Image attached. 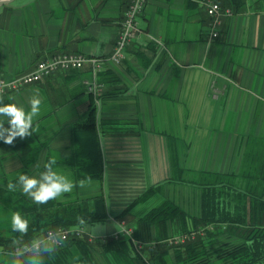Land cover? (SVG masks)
Wrapping results in <instances>:
<instances>
[{
	"label": "crops",
	"instance_id": "0c3cea01",
	"mask_svg": "<svg viewBox=\"0 0 264 264\" xmlns=\"http://www.w3.org/2000/svg\"><path fill=\"white\" fill-rule=\"evenodd\" d=\"M214 1L231 12L222 15L218 36L211 38V18L199 0H147L119 62L110 56L130 0L0 4V79L27 73L38 60L58 53L105 59L94 102L102 178L80 179L83 187L77 184L56 199L103 195L108 218L85 227L94 236L112 235L122 220L137 228L138 218L165 200L192 215L201 213L198 186L166 181L173 175L170 139L185 179L218 173L234 185H223L225 191L248 194L246 204L252 195L264 197V0ZM91 76V65L85 64L0 95L4 104L25 111L35 90L42 96L34 133L15 138L13 146L0 140V193L20 174L43 171L53 156L54 168L80 181L68 161L71 126L91 101L84 84ZM8 119L0 116L4 128ZM0 203L9 213L7 200ZM0 217L5 218L1 210ZM172 225L166 221L167 234H173ZM9 250L0 247V255ZM93 255L98 264H117L109 253L93 250Z\"/></svg>",
	"mask_w": 264,
	"mask_h": 264
},
{
	"label": "trees",
	"instance_id": "16d2710c",
	"mask_svg": "<svg viewBox=\"0 0 264 264\" xmlns=\"http://www.w3.org/2000/svg\"><path fill=\"white\" fill-rule=\"evenodd\" d=\"M94 102L92 96L84 116L71 126L72 154L68 161L77 180L90 178L99 181L102 178L103 160ZM170 140L173 175L166 181L190 183L201 189L199 215L187 213L165 200L138 218L140 226L134 228L133 235L145 243L143 248H136L125 235L118 238L107 235L93 241L86 237H71L52 255L45 256L44 264H98L93 250L109 253L117 264H264V197L249 195L246 204L248 194L236 188L231 193L225 191L223 185H234L223 180L218 173L202 171L198 177L185 179L173 148L174 141ZM161 185L160 182L148 187L140 198ZM4 198L10 214L0 217V247L5 249H11L13 240L19 238V234L11 229L13 212H20L29 221L28 234L23 237L25 242L43 236L49 227L80 226L78 218H83L86 226L103 223L108 218L106 201L101 194L36 204L20 190H7L0 193V201ZM0 210L4 211V208L0 206ZM124 214L121 212L119 216ZM167 220L173 224V234L191 229L202 233L188 241L171 244L167 241L170 236L167 234ZM218 236L225 240L214 248L212 245Z\"/></svg>",
	"mask_w": 264,
	"mask_h": 264
},
{
	"label": "clouds",
	"instance_id": "9594fccd",
	"mask_svg": "<svg viewBox=\"0 0 264 264\" xmlns=\"http://www.w3.org/2000/svg\"><path fill=\"white\" fill-rule=\"evenodd\" d=\"M28 103L30 110L25 111L23 106L15 103L4 104L0 100V116L9 118L8 128H4V122L0 121V140L4 144L13 146L15 138H28L36 130L33 127V121L39 115L42 104L39 90L33 92ZM56 164L57 158L50 157L44 163L43 171L37 175L20 174L16 183L9 181L8 190L15 191L19 187L22 193L31 198L34 203L46 204L50 200H56L65 193L71 192L77 184L80 187L84 186V180L73 182L67 175L54 168ZM78 223L86 227V221L83 218H78ZM11 229L19 234V238L13 240L12 248L6 255H0V264H44L45 256L52 255L65 242L63 232L54 230H49L46 235L25 242L23 237L28 234L29 221L20 212L11 214Z\"/></svg>",
	"mask_w": 264,
	"mask_h": 264
},
{
	"label": "built area",
	"instance_id": "2783aa9c",
	"mask_svg": "<svg viewBox=\"0 0 264 264\" xmlns=\"http://www.w3.org/2000/svg\"><path fill=\"white\" fill-rule=\"evenodd\" d=\"M147 0H130V3L124 13V17L121 21L120 31L118 33L113 52L110 59L114 62H119L123 56V50L131 40L135 37L137 27V16L143 10ZM205 8L207 14L210 16V37L215 38L218 36V26L221 24L222 15L230 14V9L222 8L219 3L214 0H199ZM105 63L104 58L87 56L82 53L66 52L58 53L44 59L38 60L34 68L22 75L12 78L0 79V95L6 94L11 89H17L22 86L41 82L46 77L51 75L57 70H71L81 69L85 64L91 65L92 76L90 79H85L84 84L88 92L92 93L94 97L100 95L102 90V83L97 79V73L103 69ZM119 229L114 232L112 236L118 238L119 235H125L131 239L135 247L141 249L145 243L134 237V227H130L123 220L118 221ZM49 230L63 232L65 236V242L71 237H86L88 241H93L97 236L89 232L85 227H65L56 226L46 229L44 235ZM198 233H202L201 230L191 229L189 232L177 233L170 235L167 241L171 244L188 241L194 238ZM104 239V237H101ZM64 242V243H65ZM154 243V242H152ZM64 245V244H63Z\"/></svg>",
	"mask_w": 264,
	"mask_h": 264
},
{
	"label": "rangeland",
	"instance_id": "374dc122",
	"mask_svg": "<svg viewBox=\"0 0 264 264\" xmlns=\"http://www.w3.org/2000/svg\"><path fill=\"white\" fill-rule=\"evenodd\" d=\"M32 84V83H31ZM90 93V92H89ZM93 97H94V95L92 94V93H90ZM96 99V97H94V100ZM73 190H74V188H73ZM10 214L8 213V210H6L5 212L3 211V216L4 217H8ZM105 238V237H104ZM217 240H218V242L217 243H215V244H213L212 246L215 248V247H218V244L219 243H221V242H223L225 239L223 238V236H218L217 237Z\"/></svg>",
	"mask_w": 264,
	"mask_h": 264
},
{
	"label": "water",
	"instance_id": "95a60500",
	"mask_svg": "<svg viewBox=\"0 0 264 264\" xmlns=\"http://www.w3.org/2000/svg\"><path fill=\"white\" fill-rule=\"evenodd\" d=\"M8 0H3V1H0V4L2 3H6Z\"/></svg>",
	"mask_w": 264,
	"mask_h": 264
}]
</instances>
